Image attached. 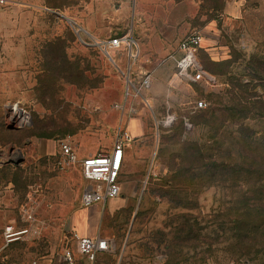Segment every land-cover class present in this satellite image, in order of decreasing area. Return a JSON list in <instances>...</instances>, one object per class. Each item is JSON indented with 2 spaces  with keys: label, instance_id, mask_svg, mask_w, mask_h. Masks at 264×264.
<instances>
[{
  "label": "rangeland",
  "instance_id": "374dc122",
  "mask_svg": "<svg viewBox=\"0 0 264 264\" xmlns=\"http://www.w3.org/2000/svg\"><path fill=\"white\" fill-rule=\"evenodd\" d=\"M215 4L11 0L0 6V264H64L65 250L76 264H90L73 240L85 232L110 244L94 264H264L247 241L239 248L237 237L246 233L237 222L247 218L237 200L246 188L214 165L222 158L232 168L248 138L259 137L264 150L263 87L250 84L251 110L219 135L204 124L205 110H196L198 102L215 108L217 97L226 103L233 79L250 82L251 56L264 55V0H228L223 13ZM193 32L203 36L201 66L209 60L220 74L206 71L211 80L180 87L152 88L151 79L141 88V72L152 75L173 63ZM114 38L130 41L109 54L98 46ZM16 110L30 115L28 126L10 122ZM122 132L133 138V161L121 172V194L85 209L81 162L108 153ZM63 142L73 148L74 163L65 162ZM263 195L256 190V199ZM9 229L28 233L9 239ZM247 236L259 240L264 232Z\"/></svg>",
  "mask_w": 264,
  "mask_h": 264
},
{
  "label": "built area",
  "instance_id": "2783aa9c",
  "mask_svg": "<svg viewBox=\"0 0 264 264\" xmlns=\"http://www.w3.org/2000/svg\"><path fill=\"white\" fill-rule=\"evenodd\" d=\"M9 2L10 0H0V6H5L9 4ZM129 41V39L114 38L110 41H103L98 44V46L105 49L106 53L109 54V51H115L119 49L124 42L128 43ZM202 41V34L193 32L179 43L176 52L170 58L175 62L177 80L189 85L199 83L206 78L211 80L198 60V52L201 48ZM150 81V74H143L139 85L141 88L146 89L150 86ZM116 108L121 110L124 109L123 106H116ZM206 109V103H197L196 110ZM9 120L13 125L23 128L30 124V115L18 110L17 114H12ZM167 121V123L170 124L173 118H168ZM132 141L133 138L129 132H122L116 138L111 152L88 157L81 162L82 175L88 182L80 200L83 208H91L100 203H107L120 196L121 187L119 185V178L124 166L126 149L131 145ZM61 150L67 164L76 161L75 152L70 145L63 142ZM26 233H28V230L12 234L9 229L7 238L12 239L15 236ZM14 240L16 239L11 241ZM73 240L76 243L78 253L90 264L95 263L99 254L108 253L111 250L109 241L101 237H88L75 233L73 235ZM63 260L64 264H76L73 252L70 250H65Z\"/></svg>",
  "mask_w": 264,
  "mask_h": 264
},
{
  "label": "trees",
  "instance_id": "16d2710c",
  "mask_svg": "<svg viewBox=\"0 0 264 264\" xmlns=\"http://www.w3.org/2000/svg\"><path fill=\"white\" fill-rule=\"evenodd\" d=\"M227 1L228 0H213V3H216L215 9L223 13ZM204 65L203 69L205 72L207 71L215 75L220 74L215 68V66H217L215 63L206 60ZM247 70L249 71L247 75L250 81L249 83L242 84L239 80L233 79L230 84L234 89L226 93L227 102L225 103L224 98L217 97L216 107H210L208 110H205L203 115L204 124L212 133H220L221 129L223 130L227 123L234 121L240 113L251 110L250 84L259 82L264 90V55H252L247 64ZM227 73L228 71L225 74ZM263 97L264 91L259 101L261 104H264ZM210 113L211 116L208 117ZM243 141H246L248 146L241 150L242 152H237L239 160L234 163L233 167L226 166L221 160L222 158H220L219 162L214 163V165H217L215 171L221 176L227 173L231 174L232 180L236 182V184L246 188L247 191L245 195L237 200L238 204L242 205L240 208L246 211L245 217L247 218L246 221L241 220L237 222L239 226L237 231L239 233L243 231V228L240 227L241 225L244 226V233H246L245 237H237L240 243L239 248L243 247V244L247 241L248 243L246 246L248 245V252L262 255L264 258V237L258 240V238H249L247 236L250 235V233H257L260 228H262L264 232V198H255L256 190L260 189L264 192V150L258 147V143H260L259 137H252ZM197 151L200 155L204 153L202 149H198ZM257 183L262 184H260L258 189L253 188V185Z\"/></svg>",
  "mask_w": 264,
  "mask_h": 264
},
{
  "label": "crops",
  "instance_id": "0c3cea01",
  "mask_svg": "<svg viewBox=\"0 0 264 264\" xmlns=\"http://www.w3.org/2000/svg\"><path fill=\"white\" fill-rule=\"evenodd\" d=\"M45 9L48 10V11H51V12L53 10H56V9H51L50 7H45ZM175 68L176 67H175V62L174 61H173V63L170 62V64H167L164 67L156 68L155 71L153 72V74L152 75L150 74V77L152 79V88L163 87V86H167V85L169 86V84H171V83H173V84L177 83L176 86L180 87L181 81L177 80L176 75H175V77L173 76V72L172 71ZM142 73L146 74L145 72H141V74L140 73L139 74L143 75ZM182 83L186 84L184 82H182ZM130 146L126 149L124 165L133 161V157L128 154V149L130 148ZM111 151H112V149L109 152H111ZM123 168H124V166H123ZM82 235L83 236H88L86 234V232H85V234H82ZM88 237H95V236H88ZM14 241H17V240H14Z\"/></svg>",
  "mask_w": 264,
  "mask_h": 264
}]
</instances>
